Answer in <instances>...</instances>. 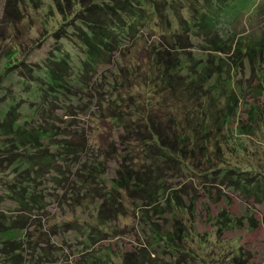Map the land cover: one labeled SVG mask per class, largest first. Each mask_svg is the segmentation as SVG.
<instances>
[{
  "label": "rangeland",
  "instance_id": "obj_1",
  "mask_svg": "<svg viewBox=\"0 0 264 264\" xmlns=\"http://www.w3.org/2000/svg\"><path fill=\"white\" fill-rule=\"evenodd\" d=\"M62 2L68 17L59 12L55 0H0V122L3 123L8 118L14 122L20 121L27 128L49 130L53 134V142L49 140L50 137L43 140V146H48L45 149L49 150V153L61 150L59 146L61 143H55L57 140L68 139L72 134L77 136L78 133L74 132L80 129L83 130L81 136L86 139L97 126L90 117L81 114L82 109L77 105L80 101L72 102V97L78 98L76 96L61 99L50 97V100L45 95L35 99L32 94L40 86L34 81L47 80L45 78L47 64H50V58L55 54L68 52L70 72L77 74L81 70L80 65L84 57L82 49L66 37L58 40L53 35L54 31L62 28L67 19L69 21L66 28L74 26L77 17L74 13L81 8V5L68 7L67 0ZM91 2L93 0H86V3ZM235 5L240 11L239 15L216 16L211 25L205 28L198 27L190 36L186 27V32L180 31L182 40L186 42L182 53L187 68L197 72L196 76L204 72L212 74L202 88L208 90L218 78L223 82L228 77L232 79V88L240 98L236 115L232 116L231 121L227 123L228 126L221 131L218 130L220 126H217L215 130L217 134H222L219 142L223 147L214 148L216 152L213 153V158L215 160L223 158L218 161L226 162L210 165L213 162L207 163L205 156H199L204 160L199 166L202 173L218 169L216 173H211L209 177L195 176L185 170L183 165L176 163H172L173 167L161 173V181L167 188L165 197L173 196L175 210L170 214L165 213V216L152 213L150 218L160 228L172 231L171 243L186 253L176 250L171 252L164 246V242L146 233L144 230L146 225L143 224V218L137 210L139 204L136 202V205L132 199L126 201L125 206H117L112 203L114 198L105 200L107 197L104 194L105 186L92 189L86 195L83 186L76 185L74 191L71 185L74 182L73 174L70 173V169L65 170L66 163L60 161L58 164L44 167L43 171L40 170L39 174L42 176L40 187L43 188H40V191L46 206L41 207V211L34 210L28 213L27 219L30 231L44 233L43 239L46 240L41 241V244L49 258L44 260L47 264H87L91 261V255L96 256L97 253L100 258L108 254L106 257H110L106 258V261L109 264H124L127 254L130 264H264V120H262L264 91L259 89L264 61L258 59L261 58L258 53L260 49L252 51L257 55L254 62L253 57L245 52L249 46L252 48L258 45L254 39L264 37V0H235ZM69 8L72 10L71 13ZM173 10L164 7L165 15L173 16L174 12H168ZM154 18L152 26H160L162 18H158V15ZM177 25L180 28L181 24ZM138 32L143 36L138 45L146 52L150 48L154 32L150 30V24L140 26ZM163 44L169 46L165 41ZM238 48H242L243 53ZM262 48L264 51V47ZM220 49H225L226 52ZM117 55L116 52L111 61H107L105 66L92 72L91 88L96 81L100 82L99 86L102 88L112 85L108 82L111 80L110 76L115 74ZM128 59L130 57L123 60ZM213 92L216 93L217 90L214 89ZM10 93L16 94L17 99L14 98L15 95L10 97ZM11 99L18 108L16 113L8 114L10 106L13 105ZM250 103H256L258 105L256 107L260 109L248 112ZM97 107L98 105H95L93 109ZM255 117L256 120L253 122ZM251 123L254 125L250 126ZM108 124L104 133L102 131L100 134L102 138L100 146L106 148V151H111L109 159L105 156L107 159L105 178L109 180L107 182L109 184L116 177L119 166L114 142L119 141L123 128L112 130V125ZM3 125L6 126L4 123ZM7 137L2 128L0 146ZM219 148L225 151L221 157L216 155ZM4 159L0 157V166L6 164L2 163ZM59 159L62 160L64 157ZM235 165L251 170L248 176H253L250 179L260 183L259 190L262 189L260 194L248 195L239 190L235 180L223 176L225 168ZM62 171L67 174L65 177L69 181L67 184H63L64 179L62 183L57 180V173ZM72 171L76 172L77 169L72 168ZM169 192L172 194L169 195ZM177 196L180 197L179 202L174 201ZM100 202H103L105 207L102 213L107 225L104 227L98 223L100 221L98 216L101 214L98 210ZM12 203L10 199H6L2 206L13 211L15 207ZM181 203L185 216L183 220L186 223L184 227H181L182 224L179 225L174 217V214L180 211ZM191 206L194 210L193 216L190 214ZM223 210L231 215L235 225L219 231L215 223ZM57 222L59 226L55 228L54 224ZM90 226H93L92 229ZM98 226L106 230V233L98 231ZM180 228L187 232L188 239L181 237L183 234H178ZM41 251L37 253L28 247L25 258L29 260V264L43 262L44 256H39ZM99 263L103 264L100 260Z\"/></svg>",
  "mask_w": 264,
  "mask_h": 264
},
{
  "label": "trees",
  "instance_id": "obj_2",
  "mask_svg": "<svg viewBox=\"0 0 264 264\" xmlns=\"http://www.w3.org/2000/svg\"><path fill=\"white\" fill-rule=\"evenodd\" d=\"M67 2L70 8L73 5H81L80 10L74 13V16L77 15L76 22L67 29L69 21L67 19L62 28L54 31L53 35L58 40L66 37L82 49L84 57L80 65L81 70L77 74L70 72L68 52L55 54L50 58V64H47L48 71L45 76L47 80L34 81L40 86L32 94L35 99L45 95L50 100V97L61 99L76 96L78 98L72 97V102L80 101L77 105L82 109L81 114H86L97 126L86 139L81 136L83 130L80 129L74 132L78 133L77 136L72 134L68 139L57 140L55 143H61L59 144L61 150L49 153V150L45 149L48 146H43L45 138L50 137L49 140L53 142L54 137L49 130L27 128L20 121L14 122L8 118L3 121L8 127L0 122V130L3 128L8 136L0 146V157L5 158L2 163L8 164L0 166L2 181L0 264H29V260L25 258L28 247L37 253L42 250L39 254L44 256L41 264H47L44 260L49 258L41 244V241L46 240L43 239L44 233L30 231L27 219L28 213L46 206L40 191L42 185L40 170L43 171L44 167L58 164L60 161L65 162V170L70 169V173L73 174L74 182L71 185L74 191L76 185L83 186L86 195L92 189L105 186L104 194L107 196L105 200L114 198L112 203L117 206H125L124 203L132 199L135 204L136 202L139 204H136L137 210L143 218V224L146 225L145 232L164 242V246L171 252L176 250L186 253L171 243L172 231L160 228L150 218L152 213L165 216V213L170 214L175 210L173 196L165 197L167 188L161 181V173L173 167L172 163L183 165L185 170L195 176L209 177L211 173H216L218 169L203 174L199 166L204 160L199 156H205L207 163L213 162L210 165L226 162L218 161L223 158L218 160L213 158V153L216 152L214 148L223 147L219 142L222 134H217L215 130L217 126H220L219 131L228 126L227 123L231 121L232 116L236 115L240 98L236 96L232 88V79L228 77L223 82L218 78L208 90L202 88L212 74L204 72L196 76L197 72L187 68L182 53L186 42L182 40L180 31L186 32L187 28L189 30L187 34L190 36L198 27L205 28L211 25L216 16L239 15L235 0H93L91 3H86V0H67ZM55 3L59 12L67 16L62 0H55ZM164 7L174 9L168 11L174 12L173 16L165 15ZM155 15L162 18L160 26H152ZM148 24L154 35L149 50L143 52L138 45L140 38H143L138 29ZM177 24H181L180 28ZM164 41L169 46L163 44ZM254 41L258 45L252 48L249 46V50L245 52L253 57L254 62L257 55L252 51L260 49L258 53L261 58L258 59L264 61L262 48L264 37ZM238 49L243 53L242 48ZM220 50L226 52L225 49ZM116 52L118 63L114 66V76L111 75L108 82L112 85L102 88L99 86L100 82L96 81L91 88L92 72L105 66L107 61L115 57ZM126 57L130 59L123 60ZM260 75L259 89L264 91V72L261 71ZM214 89L217 90L216 93L213 92ZM9 95L10 97L15 95L14 98L17 99L16 94ZM11 101L13 105L10 106L8 114L16 113L18 108L15 101L13 99ZM94 104L98 105L96 109H93ZM249 105L250 113L260 109L256 107L258 106L256 103ZM262 106L264 107V103ZM255 120L256 117L253 122ZM107 123L112 125V130L123 128L119 141L114 142L117 147L114 155L118 156L119 166L116 177L109 184L107 183L109 180L105 178L107 160L105 156L108 158L111 151H106V148L100 146L102 140L100 134L106 130ZM253 125L254 123L250 124ZM218 150L216 155L221 157L225 151L223 148ZM59 157L64 159L61 160ZM72 168H76L77 171L73 172ZM250 171L235 165L225 168L223 176L235 180L240 191L248 195H258L262 192V189L259 190L260 183L250 179L253 178L248 176ZM57 175L59 182L62 183V179L63 184L69 182L68 178H65L67 176L65 172ZM6 199L13 202L12 205L15 207L13 211L2 206ZM174 201L179 202L180 197H175ZM103 204L100 202L98 207L99 214L101 213L98 219L101 222L97 221L104 227L107 220L102 213L105 210ZM179 206L181 209L174 217L177 219L176 222L184 227L186 225L183 220L184 211L182 212L184 208L182 203ZM190 211L193 216L192 206ZM215 225L219 231H223L235 225V221L229 213L226 214V210H223L216 218ZM56 226H59L58 222L54 224L55 228ZM92 227L90 226V229ZM100 227L98 226V231L106 233V230ZM184 232L186 231L180 228L178 234H183L181 237L188 239L187 232ZM94 255H91V261L87 264H100L99 260L103 264H109L106 261V258L110 257H106L108 254L102 255L101 258L98 253ZM128 257V254L125 255L124 264H130Z\"/></svg>",
  "mask_w": 264,
  "mask_h": 264
}]
</instances>
